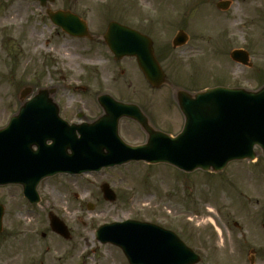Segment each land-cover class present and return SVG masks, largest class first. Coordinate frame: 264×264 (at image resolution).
Here are the masks:
<instances>
[{
  "label": "rangeland",
  "instance_id": "1",
  "mask_svg": "<svg viewBox=\"0 0 264 264\" xmlns=\"http://www.w3.org/2000/svg\"><path fill=\"white\" fill-rule=\"evenodd\" d=\"M220 1L232 5L220 11ZM50 9L79 15L93 36L101 35V13L135 9L138 23L149 18L157 38L168 41L169 81H184L194 91L264 86V0H55ZM180 30L189 42L174 49ZM236 49L249 52L252 67L231 60ZM53 78L69 87L59 97L73 113L81 109L96 118L102 111L97 97L109 93L119 101L144 103L156 129L176 136L184 127L171 87L139 95L125 79L101 80L100 44L63 32L38 2L0 0V126L17 109L23 87H44ZM119 133L131 145L146 142L131 120H121ZM256 151L255 161L232 162L221 173L188 174L141 162L81 176L57 175L42 183V200L32 207L24 205L18 188L2 190L0 264H128L120 249L96 237L101 225L128 219L174 232L184 227L190 247L201 254L200 264H251V258L264 264V157ZM105 183L115 192V202L104 199L100 187ZM250 185L263 187V193L252 192ZM50 212L65 221L71 240L52 232Z\"/></svg>",
  "mask_w": 264,
  "mask_h": 264
},
{
  "label": "water",
  "instance_id": "2",
  "mask_svg": "<svg viewBox=\"0 0 264 264\" xmlns=\"http://www.w3.org/2000/svg\"><path fill=\"white\" fill-rule=\"evenodd\" d=\"M34 1L46 5L47 1L54 0ZM217 7L227 10L229 2H220ZM48 14L55 24L70 35L90 37L87 25L77 16L62 11H48ZM121 30L126 34L132 33ZM136 36L143 39L140 35ZM187 39V35L180 32L174 46L184 44ZM123 40L121 37L109 38L108 43L113 51L123 47L130 50L131 46ZM148 50L151 51L149 45ZM231 57L234 61L252 65L246 51H233ZM152 75L147 73L148 80L155 87L165 82L163 74L159 79ZM30 94L31 90L25 89L21 93V100ZM53 94L50 90H40L31 101L23 102L18 116L13 117L8 129L0 131V151L5 150L9 142L11 160L16 162L14 166H8L4 175L0 174V179L5 178V182L0 180V185L21 184L29 198H34L31 193L35 196L37 185L43 178L57 173L82 174L132 161L166 163L185 172L197 169L220 172L231 161L254 160L257 157L256 146L260 147L264 156V87L258 91L222 87L198 93L181 89L176 91L175 98L186 119L183 131L176 137L153 128L137 106L115 101L108 95L98 98L104 109V114L98 120L70 126L67 135H63L66 124L61 120L57 126L37 122V114L47 109L59 114ZM125 117L140 124L147 134L146 144L131 146L121 139L119 122ZM53 128H58V131ZM48 141L53 143L47 145ZM33 146H38V152L44 153V156L35 155ZM101 189L107 201L116 200L108 184H103ZM38 201L31 199V202ZM2 217L3 209L0 207V233ZM51 227L59 235L70 238L65 224L53 215ZM98 238L104 243L121 247L130 264H196L200 261L191 250L177 243L173 233L147 223L106 225L98 231Z\"/></svg>",
  "mask_w": 264,
  "mask_h": 264
},
{
  "label": "flooded vegetation",
  "instance_id": "3",
  "mask_svg": "<svg viewBox=\"0 0 264 264\" xmlns=\"http://www.w3.org/2000/svg\"><path fill=\"white\" fill-rule=\"evenodd\" d=\"M49 8L50 7H46V13ZM135 11L136 10L134 9L122 11H108L107 13H101V35H92L90 38H82L91 42H96L101 45V80H111L115 82L117 79H125L126 81H129V85L133 89L134 94L139 95H143L142 91L145 90H160L163 87L167 86L171 87L173 92L176 91V89L179 87L191 90L187 87V83L184 81H182V83H180L179 85L169 81L168 76L170 74V66L168 64V41L157 38L154 31V27H152L151 20L149 18L142 17L140 19V23H138V19H136L137 13H135ZM113 23L119 24L120 27L128 28L130 30L139 32L144 37L143 39L139 40L137 37L135 38L130 36L131 38L128 42L135 46H142L141 49L135 50L134 54H126V52L122 50L118 52L112 51L108 41L109 38L111 39L112 37L117 36L116 32H110ZM120 36L129 35L120 34ZM148 44H151V51L148 50ZM139 58L142 62H140ZM149 72L153 73L154 75L152 76H156L157 79H159L160 74H164L166 83L163 84L160 88L155 89L154 86L148 81L147 73ZM27 87L30 88L32 93H35L36 91L39 92L38 90H40L41 88H45L46 90H50V92H53L54 94L52 97L56 103V107L59 110V118H61L66 123L72 124L80 121V119L86 122L95 119H90L81 109H79L77 113H73V109L70 104L61 102L62 100L59 95H65V93H67V91L69 90V87L66 84L59 85L55 78H53L49 85H45L44 87L35 88L33 86H25L22 89H25ZM138 106L143 111V113H145V115L149 117L150 121H152L144 103L141 102L138 104ZM21 107L22 105H17V109L13 113H9L7 114V116H5V123L0 126V130L6 128L9 125L11 118L16 115V113ZM101 113L97 117L101 116ZM53 114L49 112H43L40 113L39 116L43 117L45 121L50 118L51 124L54 125L58 122V115L56 113L54 115V121H52ZM3 154L6 155V153ZM43 182H41L38 187V192L41 200L42 197L39 188ZM9 187L18 188L21 191L23 201H25L24 205L29 207L34 206L24 197L23 188L20 185L0 186V191L6 190ZM166 228L169 230L171 229V227ZM175 233L181 241L189 245V241L186 240V231L184 227L178 226L177 232Z\"/></svg>",
  "mask_w": 264,
  "mask_h": 264
},
{
  "label": "bare ground",
  "instance_id": "4",
  "mask_svg": "<svg viewBox=\"0 0 264 264\" xmlns=\"http://www.w3.org/2000/svg\"><path fill=\"white\" fill-rule=\"evenodd\" d=\"M251 190H252V192H254V193H256V194H262L263 193V187H261V186H251L250 185V187H249ZM209 208H211V207H209Z\"/></svg>",
  "mask_w": 264,
  "mask_h": 264
}]
</instances>
